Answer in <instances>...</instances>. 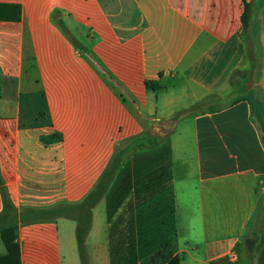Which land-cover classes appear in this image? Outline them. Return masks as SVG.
Segmentation results:
<instances>
[{
  "label": "crops",
  "instance_id": "obj_1",
  "mask_svg": "<svg viewBox=\"0 0 264 264\" xmlns=\"http://www.w3.org/2000/svg\"><path fill=\"white\" fill-rule=\"evenodd\" d=\"M246 1L247 30L244 0H0L13 205L78 203L118 149L85 264H140L171 239L178 264H264V0ZM76 226L19 219V264H81Z\"/></svg>",
  "mask_w": 264,
  "mask_h": 264
},
{
  "label": "trees",
  "instance_id": "obj_2",
  "mask_svg": "<svg viewBox=\"0 0 264 264\" xmlns=\"http://www.w3.org/2000/svg\"><path fill=\"white\" fill-rule=\"evenodd\" d=\"M251 14V4L244 0V10L241 17L244 29H248ZM149 85V83H146ZM126 141H130L126 140ZM157 139L151 138L138 146H152ZM139 148V147H138ZM130 149V148H129ZM122 153L115 149L107 166L99 176L94 186L78 203H59L46 208L22 207L17 209L9 198V194L0 174V193L3 207L0 211V240L5 246L6 253L0 255V264H19V245L16 241L15 229L19 219L21 222L35 220H53L61 216L77 220L76 237L81 264H85L84 239L90 226V210L105 194L111 179L122 163ZM173 239L166 241L151 254L145 256L140 264H178V257L173 255Z\"/></svg>",
  "mask_w": 264,
  "mask_h": 264
},
{
  "label": "rangeland",
  "instance_id": "obj_3",
  "mask_svg": "<svg viewBox=\"0 0 264 264\" xmlns=\"http://www.w3.org/2000/svg\"><path fill=\"white\" fill-rule=\"evenodd\" d=\"M165 125V124H164ZM170 125L171 124H167L166 126H165V129L163 128V130H169L170 129ZM160 127H161V125H160ZM127 143H129L130 144V142L128 141H125L124 142V144H125V146L127 145ZM139 145V144H138ZM136 145H134L133 143H131L130 144V149H132V150H134V149H136V148H138V147H146V146H138V147H135ZM127 156V153H124V154H122V159H124L125 157ZM76 223V222H75ZM2 250V244H1V241H0V251Z\"/></svg>",
  "mask_w": 264,
  "mask_h": 264
},
{
  "label": "water",
  "instance_id": "obj_4",
  "mask_svg": "<svg viewBox=\"0 0 264 264\" xmlns=\"http://www.w3.org/2000/svg\"><path fill=\"white\" fill-rule=\"evenodd\" d=\"M262 208H264V196H263V200H262V205H261ZM253 239L252 238H247L245 243H246V246L249 248L251 247V244L253 243Z\"/></svg>",
  "mask_w": 264,
  "mask_h": 264
}]
</instances>
